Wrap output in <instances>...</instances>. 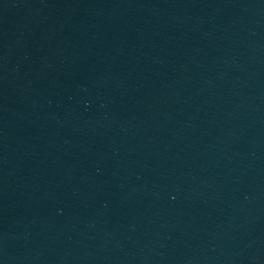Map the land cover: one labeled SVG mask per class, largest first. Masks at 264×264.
<instances>
[{
    "label": "water",
    "instance_id": "1",
    "mask_svg": "<svg viewBox=\"0 0 264 264\" xmlns=\"http://www.w3.org/2000/svg\"><path fill=\"white\" fill-rule=\"evenodd\" d=\"M0 264H264V0H0Z\"/></svg>",
    "mask_w": 264,
    "mask_h": 264
}]
</instances>
